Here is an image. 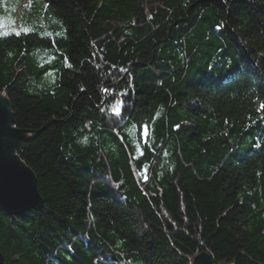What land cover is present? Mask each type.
Instances as JSON below:
<instances>
[{
	"label": "trees",
	"instance_id": "16d2710c",
	"mask_svg": "<svg viewBox=\"0 0 264 264\" xmlns=\"http://www.w3.org/2000/svg\"><path fill=\"white\" fill-rule=\"evenodd\" d=\"M26 1L0 94L44 208H0L5 263L264 264V0Z\"/></svg>",
	"mask_w": 264,
	"mask_h": 264
},
{
	"label": "water",
	"instance_id": "95a60500",
	"mask_svg": "<svg viewBox=\"0 0 264 264\" xmlns=\"http://www.w3.org/2000/svg\"><path fill=\"white\" fill-rule=\"evenodd\" d=\"M28 140L26 132L14 127L12 108L6 94H0V208L8 216L23 217L27 212L41 211L43 199L32 170L16 151L20 142ZM0 264H6L0 252ZM193 264H214L206 254Z\"/></svg>",
	"mask_w": 264,
	"mask_h": 264
},
{
	"label": "rangeland",
	"instance_id": "374dc122",
	"mask_svg": "<svg viewBox=\"0 0 264 264\" xmlns=\"http://www.w3.org/2000/svg\"><path fill=\"white\" fill-rule=\"evenodd\" d=\"M28 3L26 0H0V34L8 35L12 32L22 31L21 12L22 8L26 6L25 4L28 5Z\"/></svg>",
	"mask_w": 264,
	"mask_h": 264
},
{
	"label": "snow or ice",
	"instance_id": "6c2138e0",
	"mask_svg": "<svg viewBox=\"0 0 264 264\" xmlns=\"http://www.w3.org/2000/svg\"><path fill=\"white\" fill-rule=\"evenodd\" d=\"M25 31H27V29H25ZM114 110H116L118 112L117 109H114ZM145 135H147V129L146 128H145Z\"/></svg>",
	"mask_w": 264,
	"mask_h": 264
}]
</instances>
